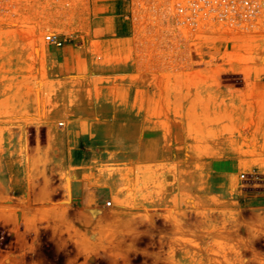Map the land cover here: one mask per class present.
Wrapping results in <instances>:
<instances>
[{
    "label": "rangeland",
    "instance_id": "1",
    "mask_svg": "<svg viewBox=\"0 0 264 264\" xmlns=\"http://www.w3.org/2000/svg\"><path fill=\"white\" fill-rule=\"evenodd\" d=\"M115 1L128 9L125 41L91 40L89 8L100 0H13L0 14V264H264L262 253L239 245L247 241L241 231L259 234L264 221V22L251 31L212 20L193 27L179 23V0L106 3ZM50 33L70 40L66 68L76 77L49 76L57 49L44 41ZM65 88L111 103V116L129 103L133 113L148 108L145 128L159 136L156 161L129 157L135 142L123 123L134 114L124 112L111 128L125 141L100 143L125 153L120 166L129 167L114 187L120 197L110 199L119 208L114 226L77 231L41 215L38 227L30 205L9 203L7 138L39 125L27 143L37 150L31 165L50 182L61 144L45 139L40 111ZM31 243L40 247L25 252Z\"/></svg>",
    "mask_w": 264,
    "mask_h": 264
},
{
    "label": "crops",
    "instance_id": "2",
    "mask_svg": "<svg viewBox=\"0 0 264 264\" xmlns=\"http://www.w3.org/2000/svg\"><path fill=\"white\" fill-rule=\"evenodd\" d=\"M106 1L109 0H100L89 8L94 21L91 40L106 42L130 39L132 27H128L126 23L128 9L119 1L113 3ZM50 53L56 65L55 69L49 71L50 77L57 76L63 81L76 77L73 70L66 68L74 59L75 55L72 51L62 47L51 49ZM149 89L146 87L142 91L157 93L158 88L151 87L152 92H149ZM55 100L54 106H48L40 111L42 122L45 123L42 125L44 127H41L45 139L61 144L60 148L58 146L55 149L53 156L57 164L52 171V180L46 182L44 178H39L43 168L39 165H31V161L37 156V150L34 146L29 148L27 143L31 140L32 126L39 125L23 126L22 130L13 129L11 136L7 138L14 143L7 154L10 168L9 203L19 210L30 205L32 215L37 216L38 227L43 223L39 218L41 215H45L48 220L70 223L73 230L77 231L86 225L114 226L118 221L115 212L117 213L119 208L105 207L104 202L116 196L120 197L115 193V188L119 184L120 173L129 167L120 166L119 159L125 157V153L119 150H104V144L100 143L121 144L125 141L120 137L119 128L117 130L111 128L119 126L112 121L124 112L129 115L134 114V122L127 118L123 123V128L126 130L125 139H134L135 142V150L132 149L128 156L135 155V158L142 161L147 159L148 163L156 161L160 152V139L154 128H145L148 123H152L149 121L148 108L143 107L141 112L137 109L133 113L132 103H129L123 113H118L115 107L114 116H111L109 112H105L106 108H112L111 103L88 102L83 92L77 88L62 89ZM149 102H145L146 107ZM58 120L64 122L59 123V127H55ZM47 121H53V125H48ZM19 147L22 149L20 150ZM60 149H63V154ZM109 160L118 162H109ZM113 164L116 168L113 170L108 168V165ZM251 220L256 222L255 219ZM261 224L262 229L259 234L246 226L247 229L241 233H245L242 238L247 241L239 242V245L252 246L257 253L264 255V221H261ZM31 245L30 249L23 250L32 252L40 247L32 243ZM19 246L27 247L24 244ZM244 253L249 254L250 251ZM251 257L258 255L251 253Z\"/></svg>",
    "mask_w": 264,
    "mask_h": 264
},
{
    "label": "built area",
    "instance_id": "3",
    "mask_svg": "<svg viewBox=\"0 0 264 264\" xmlns=\"http://www.w3.org/2000/svg\"><path fill=\"white\" fill-rule=\"evenodd\" d=\"M11 1L0 0V14L13 9L15 3ZM174 7L177 16L181 18L179 23L193 27L212 20L227 27L251 31L264 22V0H179ZM44 41L55 48L70 43L69 39L51 33L44 36ZM104 205L110 207L111 202L107 201Z\"/></svg>",
    "mask_w": 264,
    "mask_h": 264
}]
</instances>
